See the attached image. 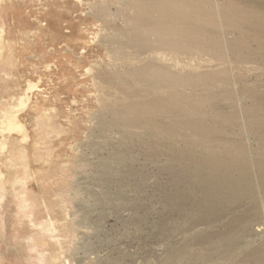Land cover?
Masks as SVG:
<instances>
[{
	"label": "bare ground",
	"instance_id": "obj_1",
	"mask_svg": "<svg viewBox=\"0 0 264 264\" xmlns=\"http://www.w3.org/2000/svg\"><path fill=\"white\" fill-rule=\"evenodd\" d=\"M71 1L81 10V21L91 17L95 24H107L97 25L91 43L104 47L108 62L84 69L85 77H91L100 93L97 102H101L83 132L85 146L97 152L105 146L133 145L145 154L166 155L170 162L165 169L174 192L164 198L173 215L166 217L164 227L162 217L155 228L168 236L186 234L181 247L167 248L165 264H264V228L258 224L264 218V0ZM3 2L0 0L1 8ZM27 38L21 40V52L27 50ZM8 45L12 53L17 43L8 40ZM26 84L21 94L12 97L15 105L1 111V153L9 145L6 134L20 135L24 143L29 139L19 116L39 87L33 81ZM54 111L45 108L36 120V148L40 149L35 156L45 162L49 148L42 146L45 138L50 134L73 136L80 131L72 124L63 130L53 126ZM252 137L261 144L256 145L258 152L244 141ZM18 148L17 157L23 159L24 148ZM115 152L111 157L120 153ZM94 164L105 178L120 173L125 177L118 162L112 167L101 157ZM171 164H177L178 169ZM58 168L63 176L71 172L69 165ZM67 182L62 179L57 183L60 188L56 192L51 189L46 196L37 195L26 182L14 185L21 211L33 229H38L28 237V243L43 264H74L60 252L69 250L66 247L76 225L74 217L67 219V189L74 184ZM3 186L0 179V205ZM104 202L113 201L98 196L93 205ZM44 211L54 220L36 221L34 216ZM2 222L0 210L1 229ZM235 235L241 237L240 242H234ZM194 245L199 247L194 249Z\"/></svg>",
	"mask_w": 264,
	"mask_h": 264
},
{
	"label": "rangeland",
	"instance_id": "obj_2",
	"mask_svg": "<svg viewBox=\"0 0 264 264\" xmlns=\"http://www.w3.org/2000/svg\"><path fill=\"white\" fill-rule=\"evenodd\" d=\"M46 1L10 0L9 2L4 0L2 8L0 7V29L3 28L0 39V50L2 49L0 52V118L1 111L15 105L17 93L23 92L28 81L36 82L39 87V90L30 95L28 107L19 116V120L28 131V141L20 142L21 136L15 133L6 134L9 145L4 153L0 152V179L4 185L2 191L4 198L0 205L3 220V229L0 228L2 231L0 232V253H2L0 255L3 256L0 263L43 264L36 260V254L28 243V237L38 229H33L31 220L21 211L14 185L21 181L26 182L37 195H45L49 191L52 193L53 190L59 189L60 185L57 183L63 179L68 181L69 186L74 183L70 186L72 189L70 187L67 189V192L71 193H68L67 198L70 199L66 198L68 203L65 208L69 214L67 219L74 217L76 222L75 230L72 231L74 235L73 233L71 235L74 238L72 237V241L68 242L70 245L66 248L69 250H60L61 255L70 260V263L165 264L164 253L167 248L173 246V250H176L181 247V243L185 242L182 237L186 234L175 232L168 236L166 232L162 234V230L158 231L155 228L157 224H162L161 226L164 227L168 221L167 218L173 215L165 199L174 192L170 185L171 178L165 169V165L170 164L168 157L163 154H145L140 147L133 145L105 146L104 150L101 146L100 152L85 146L87 139L83 132H87L88 119L93 113L98 112L101 102H97L96 99L97 96L99 98L100 93L93 86L91 77H85L84 69L90 66L96 67L95 64L100 61L108 62V54L104 47L99 43H91L92 33L98 32L97 25L107 24L104 22L95 24L91 17L81 21L79 17L81 10L73 6L71 0ZM52 26L54 29L51 28ZM66 30L70 33H65ZM24 36H29L26 40L28 46L26 51L21 52L20 44L23 43L21 40ZM66 36H73V38L70 40L65 38ZM8 40H14L17 43L12 53L9 51ZM83 49L86 53L80 55ZM12 97L15 98L12 99ZM45 108L55 109L51 124L56 128L67 129L68 125L72 124L80 129L73 135L74 137L67 135L58 138L56 134H50L45 138L46 145L42 144V146L49 147L46 150L47 163L38 160L35 156L40 149L36 148L38 140L36 120ZM41 134L44 137L47 136L43 132ZM241 137L244 138V136ZM98 141L101 142V140ZM244 141L253 149H259L261 146L253 137ZM17 148L20 151L24 148L23 159L17 157ZM115 151L120 153L113 158L111 154ZM120 154L123 156L116 160ZM101 157L112 167L116 162L120 163L126 170L122 172L125 177H120L121 173L114 177L101 176L102 170L97 172L98 169L94 164V161ZM60 165H69L71 172L63 176L58 168ZM170 166L178 169L177 164ZM56 176L57 178H53ZM43 180L52 186L44 185ZM165 186L166 189H164ZM165 194L167 197L164 196ZM98 196L108 198L109 201L112 199L113 208L111 203L110 207V204L107 203V206L105 202L104 205L101 203L102 206L101 204L93 205L94 198ZM123 202L126 205L121 204ZM116 203L121 204V208L116 205L114 208ZM163 207L166 209L165 212H162ZM48 214L44 211L42 214H36L34 218L36 221L47 217L54 220L53 216ZM261 220L258 224L264 228V218ZM235 241L240 242L241 237L235 235ZM198 247L193 246L194 249Z\"/></svg>",
	"mask_w": 264,
	"mask_h": 264
}]
</instances>
